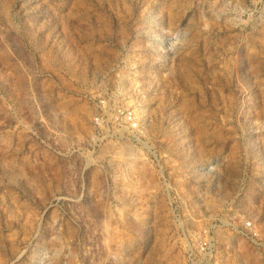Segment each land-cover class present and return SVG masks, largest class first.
I'll return each instance as SVG.
<instances>
[{
	"label": "rangeland",
	"instance_id": "374dc122",
	"mask_svg": "<svg viewBox=\"0 0 264 264\" xmlns=\"http://www.w3.org/2000/svg\"><path fill=\"white\" fill-rule=\"evenodd\" d=\"M0 264H264V0H0Z\"/></svg>",
	"mask_w": 264,
	"mask_h": 264
},
{
	"label": "bare ground",
	"instance_id": "6f19581e",
	"mask_svg": "<svg viewBox=\"0 0 264 264\" xmlns=\"http://www.w3.org/2000/svg\"><path fill=\"white\" fill-rule=\"evenodd\" d=\"M135 107H136V105H135ZM136 108H137V107H136ZM134 111H135V110H134ZM139 111H140V110H139ZM134 113H135V112H134ZM138 114H139V113L137 112V109H136V114H135V115H137V119L139 118V117H138ZM128 116H129V115H128ZM128 116H127V117H128ZM137 121H138V120H137ZM139 122H140V121H139Z\"/></svg>",
	"mask_w": 264,
	"mask_h": 264
},
{
	"label": "built area",
	"instance_id": "2783aa9c",
	"mask_svg": "<svg viewBox=\"0 0 264 264\" xmlns=\"http://www.w3.org/2000/svg\"><path fill=\"white\" fill-rule=\"evenodd\" d=\"M248 225H249V223H248Z\"/></svg>",
	"mask_w": 264,
	"mask_h": 264
}]
</instances>
